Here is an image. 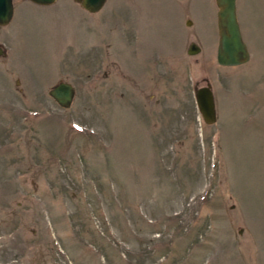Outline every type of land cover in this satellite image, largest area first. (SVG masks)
I'll list each match as a JSON object with an SVG mask.
<instances>
[{
    "label": "rangeland",
    "instance_id": "rangeland-1",
    "mask_svg": "<svg viewBox=\"0 0 264 264\" xmlns=\"http://www.w3.org/2000/svg\"><path fill=\"white\" fill-rule=\"evenodd\" d=\"M11 2L0 264H264V0H235L236 66L216 63L214 0Z\"/></svg>",
    "mask_w": 264,
    "mask_h": 264
},
{
    "label": "water",
    "instance_id": "water-1",
    "mask_svg": "<svg viewBox=\"0 0 264 264\" xmlns=\"http://www.w3.org/2000/svg\"><path fill=\"white\" fill-rule=\"evenodd\" d=\"M38 5H49L55 0H29ZM88 13H95L105 3V0H73ZM216 11L217 44L215 60L221 66H236L245 63L249 59L246 45L241 38L239 26L235 14V0H214ZM12 16L11 0H0V26L6 25ZM199 48L190 43L187 46V54L198 52ZM4 55V49L0 45V56ZM49 96L61 107H68L73 98V87L67 82H58L48 90ZM194 103L199 116L204 124H213L216 113L213 95L208 83L195 87L193 90Z\"/></svg>",
    "mask_w": 264,
    "mask_h": 264
}]
</instances>
